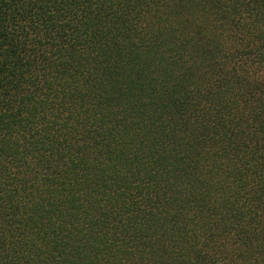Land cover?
I'll use <instances>...</instances> for the list:
<instances>
[{
    "label": "trees",
    "instance_id": "16d2710c",
    "mask_svg": "<svg viewBox=\"0 0 264 264\" xmlns=\"http://www.w3.org/2000/svg\"><path fill=\"white\" fill-rule=\"evenodd\" d=\"M0 264H264V0H0Z\"/></svg>",
    "mask_w": 264,
    "mask_h": 264
}]
</instances>
